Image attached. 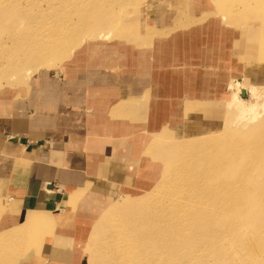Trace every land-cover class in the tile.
<instances>
[{"label": "rangeland", "instance_id": "374dc122", "mask_svg": "<svg viewBox=\"0 0 264 264\" xmlns=\"http://www.w3.org/2000/svg\"><path fill=\"white\" fill-rule=\"evenodd\" d=\"M0 3V45L2 44V48H0V99L3 101L23 99L28 101L29 104H33V100L35 99L38 105L41 108L44 107L46 113L48 111L50 113L49 116L56 121H59V116L61 115H63V118L70 115V111L63 106L62 110H60L61 107L57 104L44 102L45 97L41 89L45 91L53 90L52 86L55 85V90H58L60 93V101L75 104L76 94H80V90L85 85V82H87L86 84H90L91 82V78L83 82V79H88L89 76L87 75L90 73V69H96L99 65L102 68H106L108 59L113 56L115 61L119 60V52H121L124 46L136 50H151L156 41L172 40L173 43L162 45V48L167 50L168 53L176 51L177 48L180 51L188 53H193V48L200 49L206 60L205 64L208 65L206 68L211 73L215 69L219 70L220 66L223 70L226 69L227 72V82L226 86H224L226 91L224 96L225 103L211 106L209 109H203V111L210 110L212 113L210 124L208 122V127L205 130L183 137L180 134H174L172 130L168 131L167 128H163L152 134L151 139L150 137L147 138L148 145L144 147V153H147V155L151 154L150 158L155 159L159 164L152 187L146 190L134 189L124 192L108 204L98 202L99 212H96L97 209L94 207L90 206L87 208V212L93 218L91 223L84 227V230L88 229V231L82 247L85 249V253L81 264L88 262L93 264L95 262L96 255L94 256V252L91 251L95 246L92 245L93 234L96 233L94 225L98 224L104 217L110 218L116 210L127 209L136 198L155 200L156 206L164 205L166 208L159 209L160 213H169L173 207L164 203L166 200L171 201V193L176 195L175 199L183 204L182 207L184 209H189L196 203H203L202 207L207 208L204 199L194 198L192 200L185 197L183 193L174 194L173 190L170 189L171 191H169L166 188L168 186V188L173 189L174 184L178 186L179 183H182L180 182V177H176L177 168L182 167L180 163L181 159L187 158L188 160L189 156L190 160H193L191 159L193 156L189 153L190 151L188 153L179 152L178 154V151L175 150V145L178 142L182 143L183 140L196 143L201 142L202 139L206 140L214 136L216 137L215 141H219L223 136L231 137L233 132H235L232 125L228 127L225 125L223 129L222 126L226 112L236 108L232 103L234 96L238 97L239 105L242 104L246 109L258 103L257 105L261 106L259 119H264V104H260L264 101V91H262V96H258L252 87L264 88V54H261L264 52V17L261 16L264 15V0H0ZM159 25L164 28L159 27ZM40 32H42V35H40ZM38 33L40 36L56 34L50 43H47V46L51 47L52 50L53 48L56 49L53 51L57 52L47 51L48 47L43 51L42 47L46 46L40 44L42 46L41 48L38 47V51L40 50V53L46 52L44 54L46 56L42 55L43 53L38 54L43 59L37 60V58H34L30 61L28 59L30 55H27V57L21 54L22 58L21 55H18L14 51L15 46L13 45L16 44L15 40H35L34 34ZM20 34L23 35L16 38ZM48 39L45 38L44 40ZM13 40L15 41L14 43ZM51 45L54 47L52 48ZM9 46H12V48ZM232 47L234 48V52H231ZM8 49L12 51L10 52ZM49 51H51V54L48 53ZM21 58L30 62L26 60L21 62ZM111 61L112 59H110ZM119 65H121L120 61L116 64L112 62L107 67L114 74L119 69ZM78 100L80 99L78 98ZM41 102H44V104ZM235 111L237 110L233 112ZM227 129L229 130L228 132ZM213 132L215 133L214 135H212ZM194 148H192L191 152ZM207 150L210 152L212 148H207ZM255 152L258 153L257 159L262 160V164H264V153ZM198 153L200 154V151ZM247 155L244 154L240 158V163L243 162L242 160ZM249 155L256 156L252 151L249 152ZM178 163L180 166L173 170V167L176 164L178 166ZM246 164L247 162L242 168H238V175L235 171L229 173L232 175V181H235V178L240 180L238 176L242 174ZM251 166L245 172L244 182L243 180H240V182L246 183L244 185L247 187H255V184H258L257 186L264 185V168L261 166L257 169L256 167L251 172L254 167ZM179 169L181 170V168ZM192 170L191 172L194 173L195 168L193 166ZM191 172L189 171V174ZM184 173L187 176L188 173L186 174V171H183ZM174 178L179 179L177 180L178 184ZM173 179L175 182H173ZM207 181L213 184L220 182L221 179L214 178L207 179ZM207 191L205 188L204 192ZM88 195L90 197V194H86L82 198H88ZM160 197L161 200L159 199ZM87 201L86 199L85 202ZM262 201H264V196H261V201L257 204L260 208L264 206L262 204L264 202ZM257 206L252 209L238 208L235 205L222 207L223 209L218 214H215L217 215V220L211 226L212 228H203L200 222L194 224V226L192 225V228L189 230L192 235L185 238L189 237L188 240L192 239L194 242L188 241L185 245H182L181 240H178V245L174 242L173 248L167 249V246H163L162 251H158L155 247L153 248L156 250L150 249V246L153 245L147 238L149 250L152 252L155 250L160 255L163 254L161 255V259H153L152 262L154 264L197 263L196 255L197 253L200 254V252H195L194 256V253L193 255H189L190 251L195 247L209 244L219 233L222 235L228 233L229 227L237 224V218L247 220L254 227V233L264 234V231L259 230V226L264 224V216L257 213L259 211V207ZM58 213L56 212L53 215L56 216ZM33 216L43 218L41 220L43 224L46 221L42 215L35 214ZM56 221L58 220L56 219ZM56 221L52 223L46 221V223L53 224ZM25 223L18 228L9 230L4 235L2 234L5 237L0 238V264L20 263L31 247L36 249L35 255L40 256L38 248L41 241L44 240L41 237L49 232L52 225L46 227L47 231L44 232L43 236L31 238L29 236L33 232L40 234L44 230L40 226H26ZM244 226L246 227V225ZM106 235L102 234L103 237L101 236L100 238L104 246L102 247V252L104 251L107 257L112 254H121L123 249L111 244L109 237H106ZM49 236L47 237L48 239L50 238ZM169 236L172 242L176 238L174 235H166L163 242L168 239L170 240ZM76 244L77 246L79 245L78 242ZM203 248L201 247V249ZM186 252L189 258L186 256ZM18 253L21 254L16 259ZM80 253L79 250L76 251L72 264H77L75 258L78 261L76 255H80ZM90 255L91 260L88 258ZM14 256L15 261L13 263ZM204 258L210 262V260H215L218 257L217 254L211 256L210 254H206ZM204 258L201 256L199 260L204 262ZM34 261H36L34 264H41V261L36 260V258ZM218 262H213L212 264H222V262ZM240 263L247 264L244 260Z\"/></svg>", "mask_w": 264, "mask_h": 264}, {"label": "crops", "instance_id": "0c3cea01", "mask_svg": "<svg viewBox=\"0 0 264 264\" xmlns=\"http://www.w3.org/2000/svg\"><path fill=\"white\" fill-rule=\"evenodd\" d=\"M169 43L156 41L151 50L122 47L120 59L113 56L107 64L120 61L119 72L91 68L83 79L91 82L76 94L75 104L60 101L55 85L41 89L44 102L70 111L59 121L35 99H0V237L35 214L49 223L58 220L30 234L41 237L52 225L41 237L40 256L31 247L18 264H34L35 258L72 264L93 218L88 207L99 212L98 202L153 186L159 164L144 153L147 138L163 128L183 137L205 130L212 113L203 109L225 103L226 69L211 73L200 49L168 53L162 45Z\"/></svg>", "mask_w": 264, "mask_h": 264}, {"label": "bare ground", "instance_id": "6f19581e", "mask_svg": "<svg viewBox=\"0 0 264 264\" xmlns=\"http://www.w3.org/2000/svg\"><path fill=\"white\" fill-rule=\"evenodd\" d=\"M261 16L264 17V15ZM40 33V35H42V32ZM21 35L23 34L14 36H16V38H19ZM38 35L39 33L34 34L35 40L31 41L15 40L16 44L13 45L15 46L14 51L17 52L18 55H30V57L27 56L30 61L34 58H37V60L43 59V57H41L40 55L38 56V54L43 53H40V50L38 51V47L41 48L42 45L40 44H44L46 47H42V50L45 51L48 47L47 43H50V41L53 39V36L56 34H51L48 36L39 35V37ZM45 38L49 39L44 40ZM15 41L13 40V43ZM0 46V48H2V44ZM9 47L12 48V46ZM53 47L54 46H52V48ZM48 50L53 51L56 49L53 48L52 50L51 47H48L47 51ZM51 51H49L48 53L51 54ZM54 52L57 51H53V53ZM45 53H43L42 55H44ZM261 54H264V52H262ZM22 58L20 60H22ZM25 60L26 59H23L21 62ZM252 87L253 90H255L256 95L262 96V91H264V88H258L256 86ZM35 101L33 100V102ZM232 103L236 106V108L231 110L232 112H226L222 126L223 129L225 125L226 127L232 125L235 132H233V135L231 137L223 136L219 141H215L216 137L214 136L210 139H202L203 141L201 140V142L196 143H192L193 141L188 142V140H186V142L183 140L184 142H178L177 145H175V150L178 151V154L179 152L188 153V151H190L189 153L193 156V158H191L193 160H190L189 156L188 160L187 158L184 160L181 159V166H184L183 169L185 170H183L182 167H179V163L178 166L176 164L175 167H173V170L177 167L181 168V170L177 168V174H175L177 175L176 177H180V182L182 183H179L178 186H175V184L174 186L172 185L173 189L168 188V186L166 188L169 191L173 190L175 192L174 194L183 193L185 197L192 200H194V198L204 199L206 201L207 208L202 207L203 203H196L191 208L184 209L182 207L183 204L175 199L176 195H173L170 192L171 201L166 200L165 202H163L165 203V205L167 203L168 205H172L173 207L170 209L169 213H160L159 209L166 208L161 204L162 202L160 203L161 206H156L155 200H142L141 198H136L132 201L131 205L127 209L118 211L116 210L113 215L111 214L112 216H110V218L104 217V219L102 218L100 222H98V224L94 225V228H96V233L93 234V239L95 241L92 239V245L95 246L91 251L94 252V256L96 255V259L93 264H154L152 260L159 258L161 259V255H163L157 253V251H155L156 249L158 251H162L163 246H167V249L173 248L174 242L178 245V240H181L182 245L187 244L188 241L194 242V240L192 239L188 240L189 237L185 238L186 236L192 235V233L189 231L192 228V225L194 226V224H198L200 222L202 223L203 228H212L211 226L217 220V215L215 214H218L223 209L222 207L225 208L235 205L238 208L252 209L257 206L259 201H261V196H264V185L257 186L258 184H255V187H247L244 185L246 183L243 182L245 172L247 171L249 166H254L251 172H253L256 167L257 169H259L261 166L262 168H264L262 160L257 159L258 153L255 152L258 151L260 153H264V119H259V116L261 114V106H258V103H255L250 108L246 109L242 104L239 105V99L237 96H234L232 98ZM260 104H264V101H262ZM234 110L237 111L233 112ZM257 119L259 120L255 122ZM228 131L229 130L227 129V132ZM214 134L215 133L213 132L212 135ZM210 147L212 148V150H214H211L210 152H208V150L206 151V149ZM192 148H194L195 151L193 150L191 152ZM198 151H200V154L198 153ZM251 151L253 154H256V156H250L249 152ZM175 153L177 154L176 151ZM244 154L248 155L244 160H242L243 162L240 163V158ZM246 162L247 164L243 169L242 174L238 176L240 180H243V182L241 183L240 180L236 178L235 181H232V175H230L229 173L231 171H235L238 175V168H242ZM192 166L195 168L194 173L191 172L194 170H192ZM188 170L191 172L190 174ZM183 171H186V174L188 173L189 176L188 174L187 176L185 175V173L183 174ZM183 176L184 178H182ZM214 178H220L221 181L213 184L209 183L210 180L207 181V179ZM177 180L179 179H176V182L178 184ZM184 181L185 183H183ZM173 182H175V180ZM205 188L206 190H208L207 192H204ZM159 199L161 200V197ZM83 207L87 208L88 206L84 205ZM262 208H264V206H262L261 208L259 207V211L257 213L264 216V209ZM151 209L154 210V212H152ZM42 219L43 218H40L39 216H33V218L31 217L30 220L28 219L25 224L26 226L30 227H39L41 226V224H43L41 222ZM239 219L240 218L236 219L237 224L235 226L229 227L228 233L224 235L219 233L217 234L216 238L213 239L209 244L192 249L189 255H193L194 253L195 256V252H200V254L197 253V263L194 264H212L213 262L218 261H220V263L222 262V264H241L240 262L242 260L246 261L247 264H264V234L254 233V227L251 226L250 223L247 222V220ZM244 225H246V227ZM259 230L264 231V224H261L259 226ZM102 234H107L106 237H109L111 244L123 249L121 254H112L111 256L107 257L106 253L104 251L102 252V247H104L102 245V242L100 241ZM166 235H174L176 238L174 237L175 240H173L172 242V239L169 236L170 240L168 239V241L166 239L168 242L165 240V242H163V239H165L164 236ZM147 238L153 245L150 246V249L156 248L155 250H153V252L149 250V245H147ZM100 246L101 248L99 249ZM201 247L204 248L201 249ZM186 250L188 249L186 248ZM22 251L24 253L23 249ZM79 253V256L76 255L78 257V261L75 258L77 264H81L84 258L83 255L85 253V249L82 248L81 250H79ZM20 254L18 253L16 255V259L19 258ZM206 254H210V256L217 254L218 258L215 260H210V262H208V260L204 258ZM201 256L205 259L204 262L199 260ZM14 258L15 256L13 257V263L15 261ZM88 258H90L91 260V255ZM86 264L92 263L88 262Z\"/></svg>", "mask_w": 264, "mask_h": 264}]
</instances>
